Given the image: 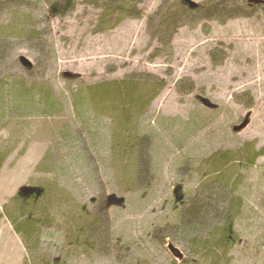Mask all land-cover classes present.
Listing matches in <instances>:
<instances>
[{
	"label": "rangeland",
	"instance_id": "rangeland-1",
	"mask_svg": "<svg viewBox=\"0 0 264 264\" xmlns=\"http://www.w3.org/2000/svg\"><path fill=\"white\" fill-rule=\"evenodd\" d=\"M68 3L0 0V264H264V0Z\"/></svg>",
	"mask_w": 264,
	"mask_h": 264
},
{
	"label": "trees",
	"instance_id": "trees-1",
	"mask_svg": "<svg viewBox=\"0 0 264 264\" xmlns=\"http://www.w3.org/2000/svg\"><path fill=\"white\" fill-rule=\"evenodd\" d=\"M56 2H59V4H61V5L63 4V6H65L67 9L68 4H69L68 2H70V0H56ZM186 5L187 6L190 5L189 2H186ZM186 5L183 4L181 6L182 12L179 14H176L174 12H169L166 15L162 12V14H161V25H163V23H166L167 20H172V19L175 23V20L177 18L185 17V15L188 12L198 13V12L202 11V8L199 6L193 7L190 5L189 7H187ZM201 19H205V17L200 18V20ZM128 91H130V90H128ZM111 93L113 94L111 96H113L115 98H117V96L120 94L119 90L118 91L117 90L111 91ZM132 94H134V92ZM128 95L130 97V92ZM43 194H44L43 191H42V194H39V195L28 194V196H25L23 194H18L19 198H23L26 200L25 203L20 202V204L18 205L19 206L18 209H19V211L22 210V214H24L27 217V220L22 224V226L19 225L20 226L19 227L18 222H17L18 220L16 219V217L11 218V222L15 225L17 232L19 230H21V228H23L22 231L26 235H32L35 232V230L38 227V223H39L38 221H40V220L36 219V218H32V217H34L35 215L44 211L49 205V199L44 200L45 198H42ZM223 196H224L223 193L217 192L214 197L212 196L211 199H208L207 203H209V205L203 206V208L200 210L198 209L196 211L197 213L194 214V216L190 217L189 216L190 214L188 215L186 213L187 219L188 218H190L191 220L195 219V220H193L194 222L192 223V226L196 223V226L194 227V230L196 232L199 233L201 227L206 228V225L210 224L212 221H215L217 218H220L221 216L225 215L224 208H223V201H224ZM31 197H33V198H31ZM25 200H22V201H25ZM196 205H197V203H196ZM208 207H210L209 210L207 209ZM188 213H190V212L188 211ZM225 221H226V223H225L226 227L225 228L219 227V228L214 229L212 236H211V240L214 243H216V245L223 247V248H226L230 243V239H232V238H230L232 235L230 232H232L231 226L233 225V219H231L230 216H227L225 218ZM196 227H197V229H195ZM206 247H207V242L204 241V242H202V244L201 243L196 244L194 247H192V249L193 250H195V249L197 250L198 248H205V250L208 249L207 250L208 251L207 257L209 259H214L216 261L218 258L217 255L214 252H211V250L209 248H206Z\"/></svg>",
	"mask_w": 264,
	"mask_h": 264
},
{
	"label": "water",
	"instance_id": "water-1",
	"mask_svg": "<svg viewBox=\"0 0 264 264\" xmlns=\"http://www.w3.org/2000/svg\"><path fill=\"white\" fill-rule=\"evenodd\" d=\"M177 252V251H176ZM178 253V252H177Z\"/></svg>",
	"mask_w": 264,
	"mask_h": 264
}]
</instances>
